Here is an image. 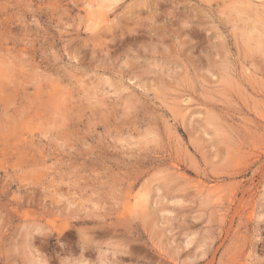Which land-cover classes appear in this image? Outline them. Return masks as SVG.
I'll return each mask as SVG.
<instances>
[{
	"label": "rangeland",
	"instance_id": "rangeland-1",
	"mask_svg": "<svg viewBox=\"0 0 264 264\" xmlns=\"http://www.w3.org/2000/svg\"><path fill=\"white\" fill-rule=\"evenodd\" d=\"M105 4L0 0V264H264V0Z\"/></svg>",
	"mask_w": 264,
	"mask_h": 264
},
{
	"label": "bare ground",
	"instance_id": "bare-ground-1",
	"mask_svg": "<svg viewBox=\"0 0 264 264\" xmlns=\"http://www.w3.org/2000/svg\"><path fill=\"white\" fill-rule=\"evenodd\" d=\"M104 1V2H103ZM113 1H117V0H102V3H108V4H105L106 6L105 7H111V4H110V2H113ZM248 6V5H247ZM246 7V6H245ZM249 7V6H248ZM103 10V9H102ZM239 10H240V12L242 11V13L243 12H245V13H247V7L246 8H239ZM256 21H258L257 19H255ZM255 20H253V21H255ZM264 23V22H263ZM259 35H257L258 37H256L255 39H256V41H257V43L258 44H262V42H263V37H264V31L262 30L261 32H259L258 33ZM250 38H252V36L250 37ZM64 98V97H63Z\"/></svg>",
	"mask_w": 264,
	"mask_h": 264
}]
</instances>
